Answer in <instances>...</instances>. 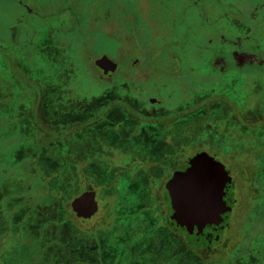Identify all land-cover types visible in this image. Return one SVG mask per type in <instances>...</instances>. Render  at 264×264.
<instances>
[{
    "label": "rangeland",
    "instance_id": "374dc122",
    "mask_svg": "<svg viewBox=\"0 0 264 264\" xmlns=\"http://www.w3.org/2000/svg\"><path fill=\"white\" fill-rule=\"evenodd\" d=\"M205 1L210 5L216 0ZM229 1L235 3V0ZM244 1L241 0L244 11L252 10L256 2L259 4L264 2V0H247V2H252L248 5ZM190 3L189 0H0V145L4 144L2 140L5 139L1 136L6 128L2 124L22 121L19 115H26L29 109L27 103L24 102L27 101L26 96L14 95L16 85L12 84L15 76L26 77L24 76L26 68L19 71L18 65L13 62V56L19 55L20 58H25L28 49L27 45H23V50L20 49L11 36V28L21 25L32 26L31 31L34 34L31 36L33 41L31 40L29 52H32L37 43L49 42L48 37L53 34L55 35L53 38L63 39L65 45L63 54L66 56L68 54L76 66L75 73H71L68 78L75 88L72 90L76 98H78L79 90L84 93L82 96H100L108 86L98 79L97 69L93 62L97 57L108 55L109 59L119 63V70L114 77L116 86L123 84L124 79H127L132 84L133 93L140 100L142 99L148 108H151L150 98L159 101V115L155 118L161 122L150 123L145 120L146 115H143V112H138L134 114V117L141 119L144 124L138 133L137 130H132L134 127H129L134 121L125 113L105 111L103 122L97 126L99 127L97 131L86 129L87 134L94 133L89 142L94 141V144H100H95V146L108 143V146L113 149L111 151L119 149L121 153H124V150H130V153H134L133 156L139 160L142 158L141 151H146V163L152 160L151 156H155L153 157L155 160L159 159L157 163L150 164V166H154L152 171L157 174L161 172L163 178H166L168 173L172 174L175 165L171 163H177L180 157L185 158L178 162L179 166L198 151L217 155L231 172V177L235 182L234 198L237 199V203L233 215L228 219L227 229L223 232V252H216L211 256L208 264H229L228 260L231 261L232 258L236 264H256L259 259H264V132L260 134L255 129L264 126V120L246 121L243 128L237 127L241 124V121L237 120H241L242 114L235 105L230 104L231 108H229L232 110L230 115L226 112V116H230L232 121H219L221 116L218 112L215 113L209 108L205 110L209 102L216 103V99L207 95L206 99L199 101L198 95H201L199 92L204 93L205 90L207 94L211 92L207 82L217 80V78L205 76V68L201 69L203 65L199 57L208 53L203 49L207 45V40L215 39L220 34L218 20L221 11L215 5L209 6L211 12L203 20L202 12V16H197L196 11L194 13L184 12ZM27 7L33 8L37 13L41 12V15L27 14L28 10L25 9ZM192 17L196 25L193 42L182 43L179 40L180 35L174 37L172 34L171 43L162 40L163 44L172 45V50L163 52L157 37L162 33L166 37L168 32L170 35L169 26L175 22H189ZM57 24H61V27L64 26L65 29L55 28ZM254 27L256 28H254L253 36L256 37L258 29L256 25ZM179 33L182 34V29ZM148 38L153 39V43L149 44ZM193 46H198L200 49L194 50ZM135 58L138 64L133 65L131 60ZM74 75L77 76L73 78ZM66 78L67 70L63 69L60 78L62 85L67 84ZM219 78L218 81H220ZM214 89L219 91L218 87ZM118 96L123 97L124 103L129 107L130 101L126 100L122 89L119 90ZM123 101L120 100L121 103ZM102 102L103 100H100V103ZM261 103V114L264 116L263 99ZM55 104L59 109L53 106L51 110L55 111L56 117L61 121H66L67 125L56 129L55 131L60 136H52L54 140L51 141L58 144L59 155L68 156L71 158V162L69 161L71 166L77 167V164L73 162L78 156V140L80 141L81 135L80 129L75 131L78 126L72 125L75 121H82L83 119L77 118H82L90 109L78 112L83 109L80 107L67 112L65 104L61 105L56 102ZM115 107H118L117 104ZM255 116L261 117L260 113ZM110 121L115 124H124L130 129L129 133L135 136L133 140H130L132 141L129 142L130 145L119 142L118 147L117 144L109 143V141L115 142L116 139L128 135L122 130L124 127L109 128L106 124ZM82 127L84 129L88 126ZM261 128V131H264V127ZM101 129L104 133L100 131ZM52 133L55 134L53 131ZM139 137L144 138L142 139L144 141L145 138L151 139L150 141H154L157 146H161L162 143L163 146L160 149L156 147L149 151L150 145H148L149 149L144 145H138L135 150L136 154L134 152L136 143L134 142H138ZM34 139L27 140V147L31 150L30 154L25 155L23 160H19L11 171H8L13 173L11 177L3 179L5 174L0 169V174H2L0 201L5 200L4 195L6 196L9 189L10 193L17 191V193L32 197L33 190L42 189L43 184L47 182V180L43 181L46 178L42 180L38 178H41L42 172L49 171L55 163L45 158L42 159L44 156L40 157L41 155L32 156L33 150L36 151L38 147ZM202 140H207V142L199 143ZM46 141L45 138L43 144ZM105 145L98 147L99 150L92 152L89 156L95 161L94 168L98 163L110 164L105 153H102L111 152L109 148L104 150ZM4 154V151H0L1 160L5 159ZM51 158L56 157L51 155ZM99 197L103 198V194L99 193ZM27 201L34 202L32 199ZM47 201L48 198H45L39 206H36V213H31L29 223H22L20 212H16L11 220H7L6 214L0 210V264H75L81 258L87 264H100L99 257L104 255L105 249H101L99 243L100 241L105 243L109 238L100 237V229L103 225L98 223L97 218L90 221L76 218L69 213L70 215L66 217L68 218L67 224L52 225V228L44 231L43 234L40 230L34 231L38 223L52 217L45 213L44 208L47 207ZM100 201L103 205V200L100 199ZM107 202L105 200L104 204ZM25 203L23 200L22 204ZM44 205L46 206L43 207ZM162 210L163 213H168L166 201L163 202ZM143 218L146 219L144 222L147 228L149 226L153 228L155 225L153 217L144 216ZM123 224L128 226L127 230L124 227H118L115 223L109 225L111 228L108 226V232H111V235L118 233L119 236L131 232L133 222L125 221ZM63 228L76 232L75 240L64 247L62 245L65 242L59 243L60 234L57 236L56 233L57 229L63 230ZM145 232V235L143 231L142 237H136V240L128 243V247L127 245L124 247L125 251L123 249L122 252L126 254L128 248L129 254L119 264H205L179 236L172 237L167 229L158 227L149 231L145 230ZM48 233H51L52 238H48ZM54 237L55 240L51 243L48 239ZM127 238L129 239L130 236ZM107 245L109 247L110 243ZM117 245L112 246L113 256L118 251ZM239 248L241 257L236 261L237 257L234 253ZM112 259L115 260V258L104 259L103 264H112Z\"/></svg>",
    "mask_w": 264,
    "mask_h": 264
},
{
    "label": "flooded vegetation",
    "instance_id": "af4514ba",
    "mask_svg": "<svg viewBox=\"0 0 264 264\" xmlns=\"http://www.w3.org/2000/svg\"><path fill=\"white\" fill-rule=\"evenodd\" d=\"M189 2L191 3L184 12L194 13V11H197L200 12L201 15L203 13V20H205L207 18L206 16L209 15V12H211L210 10L211 8L209 6L215 5L222 12V13L220 12L219 20H218L219 22L218 30L220 34H218V37L215 39L210 38L207 40V44L209 45H206V48L204 47L203 49L206 50L208 53L205 54L204 56L203 55L200 56V58H203V60L204 58L208 59L209 61L208 73H212L211 77H213L214 74L218 75V77L219 76L222 77V75L225 74H228L229 76L232 75L235 76V74H240V73H242L243 75L246 73L247 76V72L248 71L251 72V70H258L259 72L264 71V47L261 44L259 45L258 42L256 41V39L258 38L264 42V2H262L261 4L256 2L255 5L252 6V10L249 11H244L245 9L242 6L241 0H235V3L234 2L232 3L229 0H216L214 1L213 4L210 5L205 0H189ZM244 2H246L248 5L252 3V2H247V0H245ZM188 8L191 9L189 10ZM25 9L28 10V12L26 11V13L30 14L31 16L41 15V12L37 13L33 8L27 7ZM194 25L195 23L193 21V17L189 20V22L188 21L181 23L175 22L171 26H169L171 28L170 35L172 38L169 37L170 35L168 32L166 37H164L163 34L162 35L160 34L157 37V39L164 41L167 40L168 43H171V41H173L172 34H174V37H178L179 35L181 36L179 40L182 43L193 42L194 29H195ZM255 25L257 26L258 29V34L256 37L253 36L254 28H256L254 27ZM56 27H58L57 29L59 30L65 29L64 26L61 27V24H57L55 28ZM163 27L166 28L165 26H162V28ZM180 29H182V34L179 33ZM31 30H33L31 25H24V26L21 25L20 27L11 28L10 31L11 36H13L14 41L16 42V44L19 45L21 50H23V45L28 46L33 41L31 36L34 33ZM54 36L55 35L53 34L51 37H48L49 40L55 45L59 44L63 46L64 45L63 39L57 37L53 38ZM150 40L153 39L150 38ZM175 42L176 41L174 40V43ZM26 56H28V52ZM131 62H132L131 64L133 65L138 64L136 58L132 59ZM116 63H117V69L113 74L105 73L100 68H97L98 79L105 82L108 86L105 88L104 91L101 92L100 96L91 97L90 99L91 103H84L81 106V108L83 109L78 111V112H82L90 109L86 114H84L82 119L84 120V118L87 117L88 115H92L93 119L91 121H75V125L78 126L75 129V131L80 129V135H81L80 141L78 140L79 145L77 150V154H78L77 172H78L79 187L84 191L81 192L80 195L84 193L86 190H95L99 205L98 212L91 219L88 220L92 221L93 219L97 218L99 220L98 223H100L101 221L106 219L108 220L109 225H114V223L121 220L141 219L146 214L148 215L149 213H151V211L148 213L147 210H143L144 209L143 203L146 202L145 200H139L135 202L133 206H135L136 209L138 210L134 212L106 214L105 206L104 204L102 205L100 201L99 191L107 190L108 194L106 200L108 202L112 201L110 204L112 205L113 203V205H115L119 210L122 209L121 204L128 200L127 197L130 198V196L125 197V195L123 194L122 190H126L125 188L132 187L134 189H137L138 194L135 196H138L139 194H145L147 196V193H150V189L154 188L155 191L152 194V196L151 194L149 195L150 198L149 200L157 202V205L160 208L158 207L159 213L156 214L151 213L150 215H153L152 217L155 219L157 218L158 223L161 222L160 226L167 229V231L171 234L172 237L179 236L185 242L186 246H188L190 250H192L196 255H198L205 264H208V261L210 260L211 256L216 254V252H223L222 250V248L224 247L223 232L227 229L228 220H225L224 223L220 224L219 226H215V225L207 226L200 234L191 233L181 229L178 222L175 219H172L171 198L166 187L169 180L173 177L174 172L176 171L185 172L189 168V161L192 157L196 155L197 152L194 155H192L190 158H188L181 166L178 165V160L177 163H173L174 165L176 164L174 171L172 172V174L168 173L166 178H163L161 172L157 174V172L152 171L154 166H150V165L148 166L146 164V161L144 159L147 155L146 151H141V156H142L141 160L137 159L134 156L135 160L131 161L129 156L131 153L128 152V150L126 151L124 150V153H121L119 149H116L115 151H111L113 149H111L108 146L107 142L106 145L101 144V146H95V144L98 145L100 144L99 143L94 144V141L89 142L92 139L94 133H91L89 135L86 133V129L89 128L94 131L98 129L99 127L97 126L103 122L102 120L104 117V111L112 110L113 113L120 114L119 113L120 111L125 113L128 116V118H132V121H134L133 124H135L134 126L133 124L128 126L134 127V129L132 130L134 131L137 130L138 133H139V129L144 126L143 121L141 119H137L136 117H134V114H137L138 112L139 113L143 112L142 114L146 115L145 120H148V122L150 123L161 122L155 118L157 115H159L158 112L159 110L158 108L160 105L159 101H157L156 99H155L156 100L155 103L150 101L151 108H148L145 102H143L142 99L140 100L133 93V87L131 86L132 84H130L127 81V79L126 80L124 79L122 87L116 86L114 77L119 70V63L118 62ZM121 89L125 95L124 97L126 98V100L130 101V103H128L129 107L126 105V103H124L123 97L118 96L119 90ZM115 99H117L119 102L120 100H122L123 103L115 102ZM152 99L154 98H150L149 100ZM100 100H103V102L100 103ZM116 104L117 106H120V108L118 107L113 108V106H115ZM220 104H221L220 102H217L216 105H220ZM106 125L109 126V128L124 127L122 130L128 133L127 136L124 135L125 137L123 136L122 138H118L115 140V142L109 141V143L117 144L119 142L120 143L122 142L124 145H129L128 144L129 141L126 142L128 138L135 137L129 133L130 129L124 124H119V123L115 124L113 121H110ZM82 126H88V127H85L83 129ZM37 127L39 129H43V126L41 124L38 125ZM102 129L100 130L101 132L103 131ZM25 136L27 137V135ZM21 137L22 136H20L19 138ZM21 144H22L21 146L24 145V143ZM103 145H105L104 150L109 148L111 151V152H102L105 153V156L110 161V164L103 165L98 163L96 165V168H94L93 166L95 161L89 158V156L92 154V152L98 151L99 150L98 147L100 148ZM135 150H136V146L134 147V152L136 153L137 151ZM148 154L150 156L152 155L151 153ZM132 155H134V153ZM209 155L214 157L216 161L222 163L217 155L215 154H209ZM151 157L153 158L155 156H151ZM225 168L227 169L226 166ZM98 169L105 173L101 175L93 172V171H97ZM228 172L229 175L231 176V172L229 170ZM4 174L5 176L3 177V179H6L7 177L8 178L11 177V175L8 173H4ZM0 178H2V174H0ZM234 187H235V182L233 180V183L230 186V188L227 190V195L225 196L227 205L232 207L233 210L237 203V199L234 198L235 195ZM114 191H117L118 193L115 194ZM133 201H135V197H133ZM164 201H166L168 205L167 214L163 213L162 210ZM115 206H113V208ZM129 206L131 205H127V209H129ZM233 210H232V215H233ZM142 211H146L147 213L146 212L142 213ZM109 234H111V232H109ZM188 235H190V238L192 239L193 243L197 245L196 247H194L191 243L189 244L187 242ZM110 242L115 243L114 240H111ZM127 254H129V252H127L126 254L121 252H116L115 256H113L114 253L111 251L110 256L111 258H115L116 261V259L117 260L120 259L121 256H124L125 258ZM113 264L115 263L113 262Z\"/></svg>",
    "mask_w": 264,
    "mask_h": 264
},
{
    "label": "crops",
    "instance_id": "0c3cea01",
    "mask_svg": "<svg viewBox=\"0 0 264 264\" xmlns=\"http://www.w3.org/2000/svg\"><path fill=\"white\" fill-rule=\"evenodd\" d=\"M256 41L258 42L259 45L261 44L264 47V42L262 40L257 38ZM31 43L27 46L28 56H26L25 58H20V56H13V62L18 65L19 71L23 70L24 67L26 68V70L24 72V76H26V77H23V76L21 77L20 75L15 76L13 78L14 82H12V84L14 86L16 85V88H15L16 92L14 93V95H16V94L17 95H25L27 98V101H24V102L27 103L26 105L29 106V109H27L26 115H19L18 114L21 117L22 121H12L11 123L2 124V126H5L6 128H5V132L1 135V136H4L5 139L2 140V141H4V144L0 145V151L5 152V154H4L5 159L1 160V158H0V169H1V171H4L3 173H8L11 176L13 175V173L7 172V171H11L13 166L15 164H17V162L19 160H23L25 158V155L28 156L31 152L30 147H27V140L34 139V137H35L34 142L36 145L38 144V147H36V151L33 150V153H34L32 155L33 157L34 156L38 157L41 155L40 157L44 156L42 159L45 158V159H47V161H51V155L50 154L52 153V151H60L57 149L58 144L51 141V140H54V138H52V136H54V135L60 136V134H58L55 130L60 128V127L66 126L67 122L61 121L58 117H56L55 111L51 110V109H53V106L56 107L57 109H59V107H57L58 105L55 104V102L60 103L61 105L65 104V110L67 112H72V111H74L73 109H76V110L79 109V107H81L84 103H91L90 102L91 97L82 96V94H84V93L81 92V90L78 91V98L74 97V90H72V89H75V88L72 86L70 81L68 82L67 78H66L67 84L64 81L65 85H62V80H60V78H61L63 69L67 70L65 67V62H66L67 57L69 56L68 54H67V56L63 54L65 45H63V46L59 45V44L55 45L51 41H49V42L43 41V42L37 43L36 47L34 49H32V47H31L32 52H29V50H30L29 46L31 45ZM97 59H99V58L97 57L96 59L93 60L94 66L96 69L99 68L97 65H95V61ZM208 64H209L208 59L204 58V60H202V65H203V68H205V74H206L205 76H208V78H209L212 76V73H208V67H209ZM74 65L75 64L73 63L72 64V70H71L70 74L75 73L76 66L73 67ZM67 73H68V71H67ZM97 75H98V73H97ZM67 76H68V74H67ZM75 76H77V75H74V77ZM213 77L217 78V80H214V82H212V81L207 82L209 89H211V92L208 93V95L216 94L218 92H219L218 94H221V95L231 94L233 91L232 90L233 84L237 85V84L241 83L242 81H246V82L251 84V95L259 97L260 94H264V71L259 72L258 70H251V72L250 71L247 72V76H246V73L244 75L242 73H240V74H235V76L234 75L229 76L228 74H225V75H222V77L219 76L220 78L218 77V75L214 74ZM213 77H211V78H213ZM218 78L220 81L216 82V81H218ZM205 87H207V85ZM214 87H216V88L218 87L219 91L217 92L216 89H214ZM237 92L238 91H236V93ZM261 99L262 98H260L259 100L256 101V103H257L256 107L262 106L261 105L262 104ZM51 105H52V108H50ZM254 108L255 107H253V109L251 110L249 115L253 114ZM26 119H28V120L25 121ZM77 119H82V118H77ZM40 124L43 126V129H39L37 127ZM72 126H75V124H73ZM52 131L55 134H53ZM25 135H27V137ZM20 136H22V137L19 138ZM61 137H63V136H61ZM45 138L47 139V141L43 144V140ZM131 139H134V138L130 137V138H128V140L126 142L130 141ZM39 141H41V143H39ZM21 143H24V145L21 146L22 145ZM28 150H29V153H28ZM128 152H130V150ZM77 161H78V157L76 158V161H74L73 163L77 164ZM75 169H76L75 171L77 173V183H78L77 167H75ZM50 171L51 170L42 172L43 176L45 174L49 173ZM93 172L97 173V174H101V175L104 174L103 172H101L99 170L93 171ZM44 178H46V179H44ZM44 178H42V179H44L43 181L47 180V182L50 179L48 177H44ZM101 181H103V180H101ZM101 181H99V182H101ZM78 187H79V183H78ZM79 189L81 190V192L84 191L80 187H79ZM125 189L126 190H122V192L125 195V197L130 196V198L127 197L128 200L133 199L132 196H135L138 194L137 189H134L132 187L125 188ZM86 191H89V190H86ZM91 191H95V190H91ZM105 192H106L105 190L99 191L100 194H103V198L100 197V199L103 200V204H104L105 200L107 199ZM80 193H79V195H80ZM116 193H118V192L116 191ZM78 196H76V197H78ZM76 197H74L70 201L69 205H71V202ZM96 199H97V194H96ZM7 200H9V201H6L7 204L13 205L17 202L16 199H12V200L7 199ZM1 202H3V201H0V203ZM44 209H46V208H44ZM70 209H71V207H70ZM128 210L131 212H134L138 209H136V207H134V206H131L130 209H128ZM15 211H17V210L12 209V214L8 215V216L6 215L7 220H11L12 216L15 214ZM71 211H72V209H71ZM73 214L76 218H78L74 212H73ZM145 216H148L150 218L153 215L148 214ZM23 217H25V216H23ZM42 217H46V216H42ZM143 217L141 219H128V220L117 221L116 223H117L118 227H120V228L124 227V229H126V230L128 229V226H124L123 223L125 221H132L133 222L134 226L133 227L131 226V230H130L131 232H128L127 234H125L123 236H119L118 233L117 234L114 233L112 235L111 234L105 235L102 232V230L100 229V231H101L100 237L101 238H107V239L109 238V240H107L106 242H110L111 240H114L115 243L110 242L112 244L111 247L115 244L116 245L119 244L117 246L123 245L124 247L127 245L126 247H128L129 246L128 243H132V240H136L135 238L141 236V233L143 231H144V235H145L146 234L145 230L149 231L152 229H156L158 227L163 228L160 226L161 222L158 223L157 218L156 219L153 218V220L155 222V225L153 226V228L150 226L147 228V226L145 225V222H144V220H146V219H144ZM27 218H29V216H27L25 219H27ZM47 218H49V217H47ZM48 220L49 219L43 220L41 223H45ZM85 220H88V219H85ZM48 234H51V233H48ZM129 236H130V238L128 239L127 237H129ZM138 239H140V238H138ZM100 243L102 244L103 242L100 241ZM100 243H99V246H100ZM101 249H102V247H101ZM111 251L112 250L110 249V251L104 252V255L99 257L100 264H103L104 259L111 258V256H110ZM117 252H120V251H117ZM127 252H129L128 248H127ZM121 253H124V252H121ZM125 258H126V256H125ZM123 260H124V256H121V258L116 260V261L114 259H112V261L115 264H119ZM113 262H112V264H113ZM76 263L77 264H87V263H85V260L83 258L78 259Z\"/></svg>",
    "mask_w": 264,
    "mask_h": 264
},
{
    "label": "trees",
    "instance_id": "16d2710c",
    "mask_svg": "<svg viewBox=\"0 0 264 264\" xmlns=\"http://www.w3.org/2000/svg\"><path fill=\"white\" fill-rule=\"evenodd\" d=\"M196 13H197L196 14L197 16L201 15L200 12L196 11ZM195 26L196 25H194V27ZM148 40H149L148 41L149 44L153 43V41L150 40V38H148ZM159 41H160V47L162 48L163 52H171L172 47H173L172 45H170V44L165 45V44H163L162 40H159ZM207 45H209V44H207ZM193 49L194 50L200 49V47L193 46ZM199 59H200V61L203 60V58H200V57H199ZM72 64H73V62H72L71 58L68 56L66 59V62H65V67L68 71L67 79L70 77L69 74L72 70ZM73 67H75V65ZM202 68H203V66L201 67V69ZM191 70H194V69L191 68ZM68 82H69V79H68ZM202 84L204 85L203 82H202ZM119 86L122 87L123 85L121 84ZM232 90L233 91L231 94L221 95V94L216 93V94H213V96L210 95V97H213V99H216V103H213L212 101L209 102V105L206 106L205 110L209 108L210 110L215 111V113L218 112L219 115L221 116V119L219 121H232V119H230V116L229 117L226 116V112L228 115H230L232 113V110L230 109L231 108L230 104L235 105L237 107V109L240 110V112L242 114V116L240 117L241 120H237V121H241V124L237 125V127L239 126L242 128L246 125V121L264 120V116H262V114H261V112H262L261 107H258V106L256 107V105H257L256 101L259 100L261 97L264 100V94H260L259 97L251 95V84L246 82V81H242L241 83H239L237 85L233 84ZM236 91H238V92L236 93ZM204 93L199 92V94H201L200 96L197 94L198 97H200L199 101H201L202 99H206L205 96L208 95L206 90ZM231 95H232V97H231ZM228 97H231V98H228ZM254 98H257V99L255 100ZM115 102H119V101L117 99H115ZM217 102H220L221 104L216 105ZM253 107H255L254 112L252 115H249L251 112L250 110H252ZM113 108H116V107L113 106ZM118 108H120V106H118ZM105 113L106 112L104 111V114ZM257 113H260V116H261L260 118H258L259 116L258 117L255 116ZM92 118H93L92 115H88L82 121H89V120H92ZM261 127H264V126H261ZM261 127H256V129H255V130L259 131L260 134H262L264 132V131H261V129H262ZM207 129H209V128L207 127ZM142 139H144V138L140 137V138H138V142H134V143H136V147L138 145H144V147L146 146V148L149 149L148 145H150V149H149V151H150V150H153V148L158 147V149H160V147L163 146L162 143H161V146L160 145L157 146L156 143H154V141H150L151 139L147 140L145 138V141ZM131 140H133V139H131ZM129 142H132V141H129ZM151 142H153V143H151ZM204 142H207V140L206 141L202 140L199 143H204ZM128 144L130 145V143H128ZM51 155L56 157L55 159L51 158V161L55 163L54 166L51 167V169H50L51 171L49 173L45 174L44 176L42 175L41 178H38L39 180H42V178L48 177V176L50 178L48 180V182L45 183L46 185L43 184L42 189L33 190L32 197H30L28 195L17 193V191L14 193L13 192L10 193V189H9L6 192L7 193L6 196L4 195L6 200L0 203V208H1L0 210L3 213H5L7 216L12 214V209L17 210V211H15V213L20 212V214H21L20 220H22V223H25V222L29 223L30 219L29 218L25 219V218L27 216H30L31 213L32 214L36 213V206L37 205L39 206L40 203L42 202V200H44L45 198H48V201L46 203L47 207H45L46 205H44L43 207L46 208L45 213L49 216H52V217L49 218V220L45 223H41V222L38 223L37 229H34V231H36V230L42 231V234L44 233V231L50 230L52 228V225L56 226L57 224L58 225L67 224L66 220L68 218H66V217L68 215H70L69 213L73 214V212L70 209V205H69L70 201L74 197L78 196L79 193L81 192V190L78 187V183H77V173L75 171L76 169H75V167L71 166V164H70L71 158H69L68 156H65V155L60 156L59 151H52ZM129 156H130L131 161L135 160V157L132 154ZM183 158H185V157H180L178 159V162H180V160ZM144 159L146 161V157ZM55 160H56V162H55ZM158 160H155V158H152V160L146 164L150 165L153 163H157ZM171 164H173V163H171ZM178 165H179V163H178ZM175 167H176V164H175ZM105 191H107V190H105ZM154 191H155V189L151 188L150 193H147V196L145 194H139L138 196H132V197H135V201H133V199H129V200L123 202L121 204L122 209H119V210L115 205H113V206H115L113 208V206L109 202H107L105 204L106 214L131 213V211H129L127 209V205L133 206L135 204V202L139 201V200H145L146 201L143 203L144 204L143 210H147L148 213L151 211V213H153V214L159 213V209H158L159 206L157 205V202L149 200L150 199L149 195L151 194V196H152ZM114 192L116 194V191H114ZM107 194H108V191L105 195L107 196ZM37 198H39L38 201H37ZM7 199H11V200L16 199L17 202L13 205L7 204L6 201H9ZM28 199H32V201H34V202H28L27 201ZM23 200H25V202H26L25 204H22ZM131 206H129V209ZM144 212H146V211H142V213H144ZM151 213H149V214H151ZM23 216H25V217H23ZM6 222H7V220H6ZM100 223H101V225H103V226H101L102 232L105 235L109 234L108 231H109L110 227L108 228V226H109L108 220L104 219ZM64 227H67V225H64ZM56 233H57V236H58V234H60L61 239H59V243H61V241L65 242V244L62 245L63 247L67 246V244L70 243L71 241H74L75 237H76L75 230L68 229V228H66V229L63 228V230L57 229ZM50 237L52 238L51 234H48V238H50ZM187 237H188L187 242L189 244L191 243L194 247H196L197 245L195 243H193L192 239L190 238V235H188ZM48 240H50V242L52 243L55 240V237L53 239H48ZM109 243L110 242L102 243V244H100V247L104 248L105 252L110 251V249H112V247H111L112 244L110 243V245L108 247L107 244H109ZM67 250H68V248H67ZM122 250L125 251L124 246L123 245L118 246V251L122 252ZM239 251H241L240 248H239V250H237L234 253L235 256L237 257L236 261H238L237 259H239L241 257ZM72 262H74V260ZM228 263L229 264H236V262L233 260V258L231 259V261L228 260ZM75 264H76V262H75ZM256 264H264V259L263 258L259 259V261Z\"/></svg>",
    "mask_w": 264,
    "mask_h": 264
},
{
    "label": "water",
    "instance_id": "95a60500",
    "mask_svg": "<svg viewBox=\"0 0 264 264\" xmlns=\"http://www.w3.org/2000/svg\"><path fill=\"white\" fill-rule=\"evenodd\" d=\"M105 73L113 74L117 64L107 55L95 61ZM151 101L155 102V99ZM233 183L224 164L206 151H198L189 168L176 171L166 187L171 198L172 219L184 230L200 234L207 226H219L232 215L225 196ZM78 218L90 219L99 209L95 191H86L70 205Z\"/></svg>",
    "mask_w": 264,
    "mask_h": 264
}]
</instances>
